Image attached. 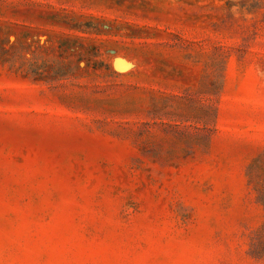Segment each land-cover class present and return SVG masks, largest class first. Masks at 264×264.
I'll return each instance as SVG.
<instances>
[{"label":"rangeland","instance_id":"rangeland-1","mask_svg":"<svg viewBox=\"0 0 264 264\" xmlns=\"http://www.w3.org/2000/svg\"><path fill=\"white\" fill-rule=\"evenodd\" d=\"M0 264H264V0H0Z\"/></svg>","mask_w":264,"mask_h":264}]
</instances>
